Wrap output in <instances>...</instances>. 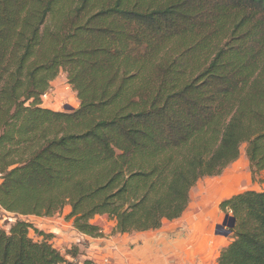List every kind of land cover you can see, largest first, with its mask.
Listing matches in <instances>:
<instances>
[{"label":"trees","instance_id":"1","mask_svg":"<svg viewBox=\"0 0 264 264\" xmlns=\"http://www.w3.org/2000/svg\"><path fill=\"white\" fill-rule=\"evenodd\" d=\"M62 73L69 112L41 101ZM243 145L264 174V0H0V264H96L19 218L157 230ZM219 209L235 226L217 264H264V189Z\"/></svg>","mask_w":264,"mask_h":264},{"label":"crops","instance_id":"2","mask_svg":"<svg viewBox=\"0 0 264 264\" xmlns=\"http://www.w3.org/2000/svg\"><path fill=\"white\" fill-rule=\"evenodd\" d=\"M221 201L219 193L197 199L190 194L181 217L164 220L153 231L113 234L115 223L101 224L97 219L107 218L97 217L92 222L100 227L101 237H87L73 228L71 234L79 236L75 241L83 258L96 264H217L220 250L228 243V237L215 234L225 218L219 210Z\"/></svg>","mask_w":264,"mask_h":264},{"label":"rangeland","instance_id":"3","mask_svg":"<svg viewBox=\"0 0 264 264\" xmlns=\"http://www.w3.org/2000/svg\"><path fill=\"white\" fill-rule=\"evenodd\" d=\"M41 101L43 107L59 112H69V110H67L68 108L76 110L79 106L76 95L67 85L66 76L63 73L51 83L49 90L42 97ZM245 147V145L241 147L238 160L229 165L221 175L200 180L191 190V197L197 199L219 193V198L223 200L242 191L263 190L264 174L259 173L254 177L251 176L245 156ZM68 212L69 207L66 206L59 214L54 215L52 218L22 217L19 219L29 223L33 228L52 234V245L62 253L70 248V246H76L79 252L80 247L78 246L80 244L75 241L79 239V236L71 234L73 233L71 221L66 220ZM227 215L231 216L230 214ZM96 218L93 220L96 221ZM107 220L105 218L97 219L101 224L109 222V220ZM14 222L15 218L12 215L0 211V227L3 230L8 231ZM56 230L60 232L58 233ZM29 235L31 238L37 239L32 228L29 231ZM227 237L228 245L231 239L230 234Z\"/></svg>","mask_w":264,"mask_h":264},{"label":"water","instance_id":"4","mask_svg":"<svg viewBox=\"0 0 264 264\" xmlns=\"http://www.w3.org/2000/svg\"><path fill=\"white\" fill-rule=\"evenodd\" d=\"M67 110L72 111L73 109L68 108ZM234 226L235 219L226 215L222 224L216 227L215 234L227 237L230 234V231L234 228Z\"/></svg>","mask_w":264,"mask_h":264}]
</instances>
